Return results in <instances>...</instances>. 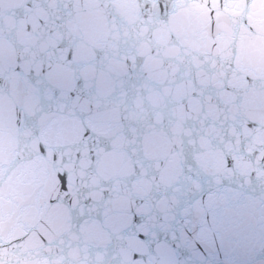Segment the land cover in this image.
<instances>
[{"label": "snow or ice", "instance_id": "snow-or-ice-1", "mask_svg": "<svg viewBox=\"0 0 264 264\" xmlns=\"http://www.w3.org/2000/svg\"><path fill=\"white\" fill-rule=\"evenodd\" d=\"M247 251L250 255L245 264H253V261L255 264H264V259L255 260L257 255L264 254V230L256 238L249 241Z\"/></svg>", "mask_w": 264, "mask_h": 264}]
</instances>
